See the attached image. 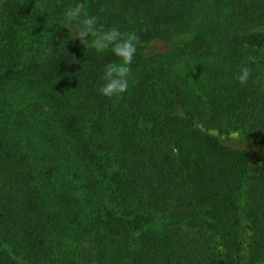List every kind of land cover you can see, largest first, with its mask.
<instances>
[{"label":"trees","instance_id":"obj_1","mask_svg":"<svg viewBox=\"0 0 264 264\" xmlns=\"http://www.w3.org/2000/svg\"><path fill=\"white\" fill-rule=\"evenodd\" d=\"M74 2L0 0V264H264V0H82L140 38L119 98Z\"/></svg>","mask_w":264,"mask_h":264},{"label":"clouds","instance_id":"obj_2","mask_svg":"<svg viewBox=\"0 0 264 264\" xmlns=\"http://www.w3.org/2000/svg\"><path fill=\"white\" fill-rule=\"evenodd\" d=\"M58 25L68 30L69 40H76L85 49L90 48L96 53L110 52L115 58L103 65L102 83L98 85L97 93L105 98H119L126 93L130 87L131 65L140 44L139 36L125 34L116 25L106 28L98 15L85 11L82 0H76L65 8ZM251 77L252 69L244 64L234 75V80L243 87Z\"/></svg>","mask_w":264,"mask_h":264},{"label":"rangeland","instance_id":"obj_3","mask_svg":"<svg viewBox=\"0 0 264 264\" xmlns=\"http://www.w3.org/2000/svg\"><path fill=\"white\" fill-rule=\"evenodd\" d=\"M165 46H160L158 50H164ZM225 139V138H224ZM230 142L237 147H242L250 150L253 154L254 160L258 161L262 156V147L259 145H256L252 142V140L243 138L238 133H233L230 136Z\"/></svg>","mask_w":264,"mask_h":264}]
</instances>
